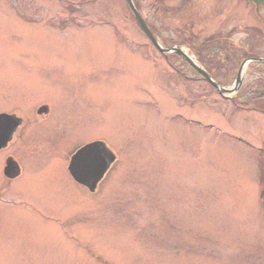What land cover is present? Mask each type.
Returning a JSON list of instances; mask_svg holds the SVG:
<instances>
[{
    "label": "rangeland",
    "instance_id": "obj_1",
    "mask_svg": "<svg viewBox=\"0 0 264 264\" xmlns=\"http://www.w3.org/2000/svg\"><path fill=\"white\" fill-rule=\"evenodd\" d=\"M140 1L197 62L184 39H224L229 58L209 56L226 87L228 45L264 59V0ZM259 81L252 63L220 96L126 0H0V114L24 119L3 155L24 175L5 178L0 155V264H264V113L245 103ZM96 140L118 161L91 195L65 167Z\"/></svg>",
    "mask_w": 264,
    "mask_h": 264
},
{
    "label": "water",
    "instance_id": "obj_2",
    "mask_svg": "<svg viewBox=\"0 0 264 264\" xmlns=\"http://www.w3.org/2000/svg\"><path fill=\"white\" fill-rule=\"evenodd\" d=\"M128 7L140 27L143 29L145 34L151 39V41L159 48V50L165 54L175 53L184 58L189 62L204 78L210 82L222 95L235 94L239 91L243 77L242 69L240 70L238 77L231 88H224L219 86L211 76L201 67L196 65L190 58H188L179 48L175 47L171 50L162 49L155 37L151 33L149 27L144 22L137 9L134 6L132 0H127ZM264 64V60H252ZM20 124V120L9 115L0 116V149H2L9 140L11 139L16 128ZM116 156L109 150V148L103 142H94L81 148L71 160L69 165V171L72 178L82 186L89 189L90 192L94 193L98 187V184L103 180L106 173L109 171L111 166L115 163Z\"/></svg>",
    "mask_w": 264,
    "mask_h": 264
},
{
    "label": "trees",
    "instance_id": "obj_3",
    "mask_svg": "<svg viewBox=\"0 0 264 264\" xmlns=\"http://www.w3.org/2000/svg\"><path fill=\"white\" fill-rule=\"evenodd\" d=\"M134 4L136 6V8L138 9L139 12H142L143 10V6L140 0H133ZM133 18V17H132ZM133 20L135 21V19L133 18ZM151 29L154 32V34H159L157 29L155 27H153L152 25ZM193 39V40H191ZM194 40H197V36H193V34H191L190 38H186L184 39L183 43L187 44L190 48H192L194 50V52L198 55L199 57V62L200 64L212 75V77L217 80L220 84L223 85V83H221L216 74L214 73V71L212 70V66H213V59L214 57L218 56V54L216 53H212L213 57H210L209 55L211 54L212 50L215 49V51H219L220 54H225V59H228L229 54H226L227 50H225V46L227 45V43H224V39L220 38V40H216V38H208L200 47H194L193 43ZM221 41V42H219ZM165 47H168L167 43H164ZM229 46V45H228ZM232 49L234 50L233 54L230 55V57L232 58L231 60L233 61L234 65H233V73L231 75L232 79L236 78V71L239 68V65L241 64V62L248 58L250 55L249 53H246L242 50H240L239 48L233 46ZM174 60L177 61V59L175 57H172ZM181 60V59H179ZM180 65H184V66H188V63H186L185 61L181 60ZM183 73V72H182ZM198 76L200 77L201 80L205 81V79L200 76L198 74ZM259 86H261L262 88V92H257V93H253L250 95V97L248 98V100L245 102L246 104H252L253 109L258 111V112H264V82L259 81Z\"/></svg>",
    "mask_w": 264,
    "mask_h": 264
},
{
    "label": "flooded vegetation",
    "instance_id": "obj_4",
    "mask_svg": "<svg viewBox=\"0 0 264 264\" xmlns=\"http://www.w3.org/2000/svg\"><path fill=\"white\" fill-rule=\"evenodd\" d=\"M42 111H45V109L42 110ZM48 116H49V112H48L47 115H45L43 117L47 118ZM23 126H24V124H23ZM10 145H8L6 148L0 150V155L1 156H3L6 153V151L9 149ZM3 157H4V162H3V165H2L3 168H2V171H1L3 173V175L10 176L12 180L20 179L24 175L20 164L13 157H10V156L9 157L3 156ZM65 170H66L65 173L67 172V177L69 178V180H71L74 184L79 186L77 183H75L71 179L70 174L68 172V166L65 167ZM79 187H81V186H79Z\"/></svg>",
    "mask_w": 264,
    "mask_h": 264
},
{
    "label": "bare ground",
    "instance_id": "obj_5",
    "mask_svg": "<svg viewBox=\"0 0 264 264\" xmlns=\"http://www.w3.org/2000/svg\"><path fill=\"white\" fill-rule=\"evenodd\" d=\"M184 52H186V53H187V51H184ZM187 54H188V53H187ZM244 72H245V71H243V74H242L243 76H244V74H245Z\"/></svg>",
    "mask_w": 264,
    "mask_h": 264
}]
</instances>
